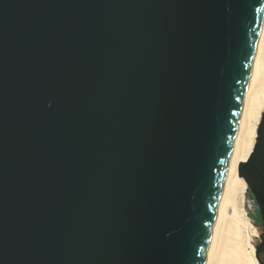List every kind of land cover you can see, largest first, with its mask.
Wrapping results in <instances>:
<instances>
[{
	"label": "water",
	"instance_id": "obj_1",
	"mask_svg": "<svg viewBox=\"0 0 264 264\" xmlns=\"http://www.w3.org/2000/svg\"><path fill=\"white\" fill-rule=\"evenodd\" d=\"M263 26L264 0H0V264H207ZM239 174L264 218V114Z\"/></svg>",
	"mask_w": 264,
	"mask_h": 264
},
{
	"label": "bare ground",
	"instance_id": "obj_2",
	"mask_svg": "<svg viewBox=\"0 0 264 264\" xmlns=\"http://www.w3.org/2000/svg\"><path fill=\"white\" fill-rule=\"evenodd\" d=\"M263 112L264 26L256 53L254 76L246 93L234 159L220 203L207 264H260L256 258L255 248L250 243L251 233L254 235L258 232L252 230L255 228L246 220L248 218L243 214L245 211L240 212L241 205L238 204V200L241 188L246 187L244 179L239 174V165L245 163L253 152L257 138V125Z\"/></svg>",
	"mask_w": 264,
	"mask_h": 264
},
{
	"label": "rangeland",
	"instance_id": "obj_3",
	"mask_svg": "<svg viewBox=\"0 0 264 264\" xmlns=\"http://www.w3.org/2000/svg\"><path fill=\"white\" fill-rule=\"evenodd\" d=\"M263 114H264V112L262 113V115ZM262 115L260 117L259 125H257L256 133L260 129L261 122H262ZM245 183H246V187L241 188L238 204L241 205V206H239V210L241 209L240 212L243 213L245 211L243 214L245 215L246 218H248L246 220H248L249 224H251L253 226V228H255L252 230H255L256 232H258L257 234H254V235H253V233H251L252 234L251 235V241L252 242L250 241L251 245L255 248V254H256L257 246L260 245L261 243H264V218H263V215L257 216V212H256L257 207H256L255 198H254V196L251 192V189L248 186L246 181H245ZM241 194H242V196H241ZM261 260L264 263V252L261 255ZM259 263H260V261H259Z\"/></svg>",
	"mask_w": 264,
	"mask_h": 264
},
{
	"label": "flooded vegetation",
	"instance_id": "obj_4",
	"mask_svg": "<svg viewBox=\"0 0 264 264\" xmlns=\"http://www.w3.org/2000/svg\"><path fill=\"white\" fill-rule=\"evenodd\" d=\"M256 212H257V216H258V215H259V216L262 215V213H261V211H260L259 208L256 209Z\"/></svg>",
	"mask_w": 264,
	"mask_h": 264
}]
</instances>
